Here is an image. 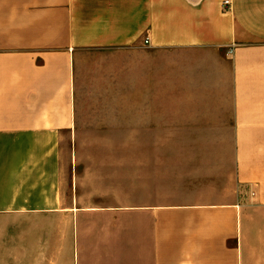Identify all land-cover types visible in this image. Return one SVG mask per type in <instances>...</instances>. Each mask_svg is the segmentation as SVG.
I'll list each match as a JSON object with an SVG mask.
<instances>
[{
    "label": "crops",
    "instance_id": "crops-1",
    "mask_svg": "<svg viewBox=\"0 0 264 264\" xmlns=\"http://www.w3.org/2000/svg\"><path fill=\"white\" fill-rule=\"evenodd\" d=\"M224 1L0 0L6 260L264 264V0ZM107 132H131L130 203L62 166V143ZM45 216L50 242L27 233Z\"/></svg>",
    "mask_w": 264,
    "mask_h": 264
},
{
    "label": "rangeland",
    "instance_id": "rangeland-1",
    "mask_svg": "<svg viewBox=\"0 0 264 264\" xmlns=\"http://www.w3.org/2000/svg\"><path fill=\"white\" fill-rule=\"evenodd\" d=\"M78 134V133H77ZM92 136L90 140L88 137V133H79L77 140L75 141V145L66 146L68 142L62 143V147L60 149V154L63 157L71 158V164H63V168L68 167V172H70V168H76V185L81 184L83 179V174L85 170L90 171L91 179H93L96 183H105L109 187L116 186L117 188L123 189V191H109L111 193L120 192L119 197L123 198V202L130 203L131 196V161H132V146H131V132H107V133H90ZM86 139V140H85ZM67 176V175H66ZM29 192L28 196L17 195L14 198H26L31 199L32 204H40L43 201L52 199H61V202L66 204L71 203L76 197L77 199V207H82L84 205H89L91 202L97 203H106L107 199H111L112 197H95L91 196V194H86L89 191H58L59 193L56 195H52L54 191H22ZM3 191H0V203H4L5 197L1 195ZM4 198V199H3ZM51 202V201H50ZM58 217L45 216V217H37L31 218L29 217V226L27 227V233L33 231L34 233V224L39 225L43 223V227L40 225L37 226L36 229H41L38 231V234L42 231V236L44 242L51 241L52 231L54 230V223H62L57 220ZM57 221V222H56ZM64 223V222H63ZM63 224L61 228V236L64 232L68 231L67 225ZM5 228H3L4 231ZM14 230V229H12ZM15 234V230L11 232ZM29 234V235H30ZM0 237H4V233L0 230ZM8 240V239H7ZM37 240V239H36ZM37 251V250H36ZM51 248L48 250H44L48 259V263L50 264L51 258ZM63 250L60 251V254ZM36 255L40 254V252H36ZM6 253L2 249H0V264H14V261H10V259L6 260ZM35 264V262L31 263ZM47 264V263H45Z\"/></svg>",
    "mask_w": 264,
    "mask_h": 264
},
{
    "label": "built area",
    "instance_id": "built-area-1",
    "mask_svg": "<svg viewBox=\"0 0 264 264\" xmlns=\"http://www.w3.org/2000/svg\"><path fill=\"white\" fill-rule=\"evenodd\" d=\"M229 3H230L229 0H225V1H224V4H225V5H229ZM145 42H148V40H146Z\"/></svg>",
    "mask_w": 264,
    "mask_h": 264
}]
</instances>
